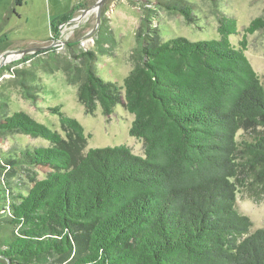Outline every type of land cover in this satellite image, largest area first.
Wrapping results in <instances>:
<instances>
[{"label": "trees", "instance_id": "1", "mask_svg": "<svg viewBox=\"0 0 264 264\" xmlns=\"http://www.w3.org/2000/svg\"><path fill=\"white\" fill-rule=\"evenodd\" d=\"M157 5L191 23L183 0ZM152 12L143 8L122 86L98 76L90 51L66 77L86 114L108 117L120 104L133 116L143 157L126 146L84 152L82 126L61 107L50 112L64 137L0 102V143L15 134L49 143L0 153V264H264V229L236 205L239 189L264 194V86L244 55L264 14L235 48L236 20L219 9L218 38L198 42L162 41Z\"/></svg>", "mask_w": 264, "mask_h": 264}, {"label": "rangeland", "instance_id": "2", "mask_svg": "<svg viewBox=\"0 0 264 264\" xmlns=\"http://www.w3.org/2000/svg\"><path fill=\"white\" fill-rule=\"evenodd\" d=\"M158 1L162 0H22L11 13L14 0H0V102L6 104L7 114L22 111L64 137L58 117L50 112L61 107L82 126L84 152L126 146L143 157V142L128 133L133 116L122 105L108 117L100 108L85 113L76 97L77 85L66 82L68 72L80 66L77 57L87 51L94 53L98 76L122 86L133 66L143 8L153 11L151 23L162 41L183 37L191 42L218 38L213 11L219 9L236 20L238 34L229 39L235 48L249 23L264 14V0H183L192 7L191 23H187L182 16L158 6ZM245 38L244 55L264 86V34L256 32ZM22 71L28 75L25 85L36 87L29 91L32 98L21 86ZM241 135L242 131L238 140ZM48 146L43 139L15 134L0 143V153ZM42 177L39 173L38 178ZM249 189H239L237 209L251 220L252 230L264 229V194Z\"/></svg>", "mask_w": 264, "mask_h": 264}, {"label": "bare ground", "instance_id": "3", "mask_svg": "<svg viewBox=\"0 0 264 264\" xmlns=\"http://www.w3.org/2000/svg\"><path fill=\"white\" fill-rule=\"evenodd\" d=\"M87 18V17H86Z\"/></svg>", "mask_w": 264, "mask_h": 264}]
</instances>
